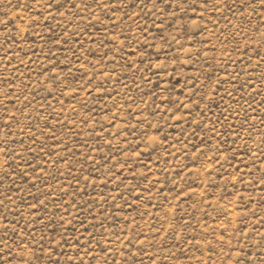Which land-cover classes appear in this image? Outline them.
Here are the masks:
<instances>
[{
    "label": "rangeland",
    "instance_id": "1",
    "mask_svg": "<svg viewBox=\"0 0 264 264\" xmlns=\"http://www.w3.org/2000/svg\"><path fill=\"white\" fill-rule=\"evenodd\" d=\"M0 264H264V0H0Z\"/></svg>",
    "mask_w": 264,
    "mask_h": 264
}]
</instances>
